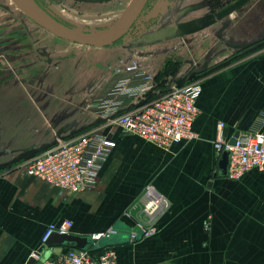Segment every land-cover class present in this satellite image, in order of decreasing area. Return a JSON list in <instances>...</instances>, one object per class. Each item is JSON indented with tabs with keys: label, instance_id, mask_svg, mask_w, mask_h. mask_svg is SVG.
Returning a JSON list of instances; mask_svg holds the SVG:
<instances>
[{
	"label": "crops",
	"instance_id": "0c3cea01",
	"mask_svg": "<svg viewBox=\"0 0 264 264\" xmlns=\"http://www.w3.org/2000/svg\"><path fill=\"white\" fill-rule=\"evenodd\" d=\"M132 1L71 0L95 7ZM250 4L228 14L192 18L191 35L199 36L206 24L212 43L208 56L197 65L226 62L233 53L264 43V0ZM161 14L160 21L178 16ZM147 50V43L138 47L134 62L138 76L128 78L123 69L118 71L112 92L121 80L128 78L135 86L145 76L157 86L150 99L169 91L157 85L147 68L151 63L139 57ZM199 82L193 123L197 138L163 151L136 135L121 133L118 127H106L102 130L115 147L89 191L61 194L27 175L23 166L1 174L0 264H28L47 226L63 220L72 221L73 235L114 230L105 246L115 251L117 264H264V168L231 181L217 173L219 158L214 150L219 122L228 140L236 132H264V50ZM154 196L165 203L148 212L145 207Z\"/></svg>",
	"mask_w": 264,
	"mask_h": 264
},
{
	"label": "rangeland",
	"instance_id": "374dc122",
	"mask_svg": "<svg viewBox=\"0 0 264 264\" xmlns=\"http://www.w3.org/2000/svg\"><path fill=\"white\" fill-rule=\"evenodd\" d=\"M28 1L50 20L90 34L109 30L130 5L95 7L76 5L71 0ZM158 1L162 14H178L177 19L160 21L158 16L145 21L144 15L155 3L151 0L121 40L107 48H93L52 35L31 21L14 0H0V175L27 164L47 139H53L50 143L63 142L87 130L105 135L102 129L116 127L108 124L106 117L139 102L132 95V83H123L129 79L121 80L112 92L115 74L134 65L141 44L147 43L150 50L139 57L151 63L146 67L158 86L166 90L202 81L246 55L264 50L263 43L233 53L226 62L201 67L197 64L208 56L212 43L206 24L199 36L191 35L192 18L235 12L246 2L251 6V0Z\"/></svg>",
	"mask_w": 264,
	"mask_h": 264
},
{
	"label": "built area",
	"instance_id": "2783aa9c",
	"mask_svg": "<svg viewBox=\"0 0 264 264\" xmlns=\"http://www.w3.org/2000/svg\"><path fill=\"white\" fill-rule=\"evenodd\" d=\"M123 72L128 78L140 73L135 64L127 66ZM123 83L127 84L128 81ZM154 91L153 79L145 76L141 83L133 86L132 95L138 97L137 102H140ZM200 93V82L193 81L181 87H173L161 97L147 99L140 107L134 106L106 119L108 124L118 127L121 133L136 135L161 150L168 151L174 144L197 138L193 123L198 115L197 100ZM99 132L87 130L66 141L55 143L25 164V173L42 180L61 194H79L93 189L103 163L115 147L112 140ZM228 142L224 124L217 123L214 150L218 158L224 151L229 153L226 175L229 180L236 181L249 171L264 168V132L239 134L233 146ZM152 192L148 188L147 194L151 195ZM161 203L164 204V200L154 196L145 210L152 212ZM72 225L70 220L49 224L41 236L39 248L31 253L32 264H117L115 251L111 248L93 253L90 250H64L46 246L53 234H70ZM137 229L141 234L148 235L142 228ZM115 233L109 229L90 235L93 246L96 247L100 241ZM41 248L43 249L40 251ZM56 249L60 251L55 252Z\"/></svg>",
	"mask_w": 264,
	"mask_h": 264
},
{
	"label": "water",
	"instance_id": "95a60500",
	"mask_svg": "<svg viewBox=\"0 0 264 264\" xmlns=\"http://www.w3.org/2000/svg\"><path fill=\"white\" fill-rule=\"evenodd\" d=\"M151 0H133L122 17L114 24L109 30L104 32L103 34H90L77 29L68 28L62 26L40 11H38L28 0H14L19 9L36 25L51 33L52 35L66 40L68 42L88 46L93 48H107L112 46L119 40H121L131 29L134 22L138 19V17L143 14L146 6L149 4ZM155 3L149 9V11L144 15L145 21L149 19H154L159 16L161 13V3L158 0H154ZM183 85H179L177 87H181ZM151 93L147 95V99L151 98ZM146 99V100H147ZM146 100L140 101L136 107L142 106ZM239 133L236 132L233 137L229 140L228 144L233 146L235 144V140L238 137ZM55 143H51L46 145L40 152L45 151L46 149L53 146ZM39 152V153H40ZM228 156L229 153L224 151L218 161V171L220 176L226 177L227 175V165H228ZM34 156H32L33 158ZM104 241H100L98 244L102 245ZM70 245L73 249L76 250H87L90 246L93 245V241L90 236H82V235H58L53 234L49 237L46 242L47 247H67ZM43 248L40 249V251ZM44 258V257H43ZM33 260H30L28 264H32Z\"/></svg>",
	"mask_w": 264,
	"mask_h": 264
},
{
	"label": "trees",
	"instance_id": "16d2710c",
	"mask_svg": "<svg viewBox=\"0 0 264 264\" xmlns=\"http://www.w3.org/2000/svg\"><path fill=\"white\" fill-rule=\"evenodd\" d=\"M258 45H259V43H258ZM257 46V45H256ZM254 48V47H253ZM254 51V50H253ZM253 51H251V52H253ZM250 52V53H251ZM247 56V55H246ZM154 79H155V77H154ZM155 81H157L156 79H155ZM157 85H158V83H157ZM157 89V86H155V90ZM64 248V250H67V249H70V248H72L70 245H68L67 247H63ZM105 248H108V246H105V240H104V242L102 243V245H100V244H98L96 247L95 246H90L87 250H90V252H93V253H99V252H101L102 250H104Z\"/></svg>",
	"mask_w": 264,
	"mask_h": 264
}]
</instances>
